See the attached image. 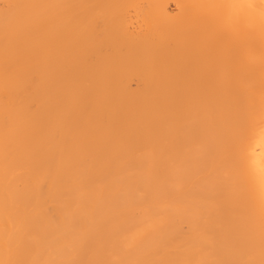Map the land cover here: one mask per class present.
<instances>
[{"label":"bare ground","instance_id":"6f19581e","mask_svg":"<svg viewBox=\"0 0 264 264\" xmlns=\"http://www.w3.org/2000/svg\"><path fill=\"white\" fill-rule=\"evenodd\" d=\"M210 2L0 0V261L260 264L231 152L264 38Z\"/></svg>","mask_w":264,"mask_h":264},{"label":"snow or ice","instance_id":"6c2138e0","mask_svg":"<svg viewBox=\"0 0 264 264\" xmlns=\"http://www.w3.org/2000/svg\"><path fill=\"white\" fill-rule=\"evenodd\" d=\"M196 7L206 10L205 18L217 34L228 35L241 30L259 31L264 38V0H260V3H256L255 0H212ZM261 58L264 61V52ZM231 161L246 187L253 213L258 210L261 245L264 249V108L259 120L250 119L241 129L232 147ZM8 247L11 248V242L8 243ZM0 264H75V262L11 259L0 261ZM260 264H264V259H261Z\"/></svg>","mask_w":264,"mask_h":264}]
</instances>
